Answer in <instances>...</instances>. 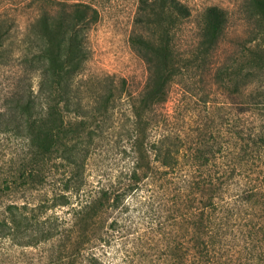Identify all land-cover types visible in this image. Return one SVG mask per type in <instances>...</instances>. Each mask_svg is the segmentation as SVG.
Masks as SVG:
<instances>
[{"label": "trees", "instance_id": "trees-1", "mask_svg": "<svg viewBox=\"0 0 264 264\" xmlns=\"http://www.w3.org/2000/svg\"><path fill=\"white\" fill-rule=\"evenodd\" d=\"M98 1L9 0L16 9L30 11L21 52L40 72L36 94L17 99L0 111V133L12 131L28 140L24 161L12 179L21 186H37L44 182L48 168L56 167L61 171L60 192L54 195L51 206L70 204L71 196H75L76 204H71L67 222L59 215L43 216L46 203H8L0 219V236L21 245L55 237L60 241L59 264H104L97 253H82V249L96 235L101 238V214L119 207L122 197L112 196L105 188L94 193L84 190L86 146L81 137L82 132H90L97 119L118 104L127 103L135 154L131 178L139 180L145 159L148 170L153 169L151 162L171 172H177L181 163L195 170L184 186L188 192L189 211L184 220L187 237L171 245L170 264H264V188L254 177L264 154V48L253 43L264 38V0H245L259 26L257 36L248 41L252 44H243L219 63L216 51L228 20L224 8L206 6L198 41L180 53L174 39L191 15L187 2L137 0L135 22L144 33L133 37L132 42L146 66L147 77L136 94L126 89L124 80L120 89L109 82L103 91L88 92L81 84L80 75L89 56L87 33L98 20ZM13 26L15 22L5 14V41ZM3 38L0 29V46ZM203 66H211L216 84L228 88L230 95H244L243 110L250 120L246 132L233 131L235 155L212 157L221 147L215 150L200 140L186 144L180 134L168 131L147 146L148 129L163 120L158 108L167 100L178 74ZM212 164L215 175L204 172ZM3 167L0 173H5ZM240 179L243 183L238 192L230 193L231 184ZM0 184V189H5V175ZM192 192L197 196L196 211L191 209Z\"/></svg>", "mask_w": 264, "mask_h": 264}, {"label": "rangeland", "instance_id": "rangeland-1", "mask_svg": "<svg viewBox=\"0 0 264 264\" xmlns=\"http://www.w3.org/2000/svg\"><path fill=\"white\" fill-rule=\"evenodd\" d=\"M184 1L191 15L175 35L176 49L180 53L188 51L198 41L203 11L208 5L224 8L228 18L216 51V63L226 61L233 51H238L243 44L248 45V41L257 36V18L245 0ZM98 8V20L87 33L89 56L80 75L81 84L88 92L103 91L109 82L120 89L124 80L126 89L136 94L147 77L146 66L132 42L133 37L144 33L135 22L137 0H99ZM29 13L24 7L16 9L9 0H0V29L4 35L0 46V111H5L17 99L36 94L39 87V70L30 66L21 52L24 27L31 18ZM5 14L11 23L15 22L6 41ZM253 43L264 48V38L255 39ZM210 68H192L178 74L167 100L158 108L163 120L148 129L147 146L168 131L180 134L186 144L200 140L215 150L221 147L220 153L212 157L232 158L235 155L232 152L236 149L233 131L246 132L250 120L243 110L244 95L241 92L230 95L228 88L218 86ZM131 128V112L129 105L124 103L91 124L88 134L82 132L86 146L84 190L94 193L105 188L112 196L122 197L119 207L101 214L98 229L101 238L97 239L96 235L84 246L82 253H97L104 264H170L171 245L187 237L184 220L189 211L186 208L188 192L184 186L195 170L181 163L177 172H171L155 162H151L153 169L148 170L145 159L139 180L131 178L130 168L135 156ZM27 143L24 136L12 131L0 133V167L4 166L5 171L0 173V181L5 175V189H0V219L8 203L27 202L30 205L46 203L43 216L59 215L68 222L71 204H76L75 196H71L70 204L51 206L54 195L60 192V170L49 167L44 182L37 186H21L12 179L24 161ZM148 155L152 157L151 152ZM214 168L212 164L204 172L215 175ZM257 171L254 177H258L264 188V154L260 156ZM241 183L243 179L231 184L230 193L238 192ZM188 190L191 193L192 188L189 186ZM190 196L193 206L188 207L196 211V193ZM59 242L54 237L37 244L21 245L1 235L0 264H59Z\"/></svg>", "mask_w": 264, "mask_h": 264}]
</instances>
